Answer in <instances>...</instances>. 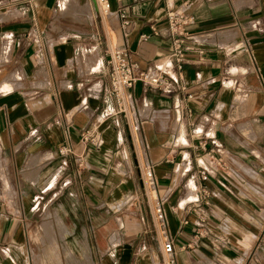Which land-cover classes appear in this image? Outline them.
I'll use <instances>...</instances> for the list:
<instances>
[{
    "label": "crops",
    "instance_id": "obj_1",
    "mask_svg": "<svg viewBox=\"0 0 264 264\" xmlns=\"http://www.w3.org/2000/svg\"><path fill=\"white\" fill-rule=\"evenodd\" d=\"M96 1L0 0L8 6L0 9V264H30L36 210L45 202L61 210L64 192L106 209L100 224L111 207L135 210L116 232L91 220L86 240L101 244L81 254L90 264H166L156 200L174 264H264V0H107L106 14ZM70 5L82 12L68 13ZM167 8L195 19L189 30L201 52L188 51L181 72L169 56ZM114 46L131 50L137 70H161L170 90L137 83L126 113L105 116L116 110L105 64ZM86 128L99 132L98 148L79 141ZM200 138L224 164L205 180L198 171L211 146L202 151ZM64 144L80 168L57 155Z\"/></svg>",
    "mask_w": 264,
    "mask_h": 264
},
{
    "label": "built area",
    "instance_id": "obj_2",
    "mask_svg": "<svg viewBox=\"0 0 264 264\" xmlns=\"http://www.w3.org/2000/svg\"><path fill=\"white\" fill-rule=\"evenodd\" d=\"M97 2L101 5L104 13L109 11V3L107 0H97ZM118 16L120 19V31L123 36H126L129 26V19L126 14V10L121 9L118 11ZM165 20L171 39L169 56L174 62L177 71L181 72L182 65L185 61V54L192 50H196L198 53L201 52V50L194 47L193 36L189 30L190 26L195 22V19L191 14L186 12L185 8H167L165 10ZM152 33H156L155 28H152ZM139 38L141 40H146L148 38V34H141ZM131 56V50L125 46H114L108 52L105 64L108 68L109 94L115 100L116 110L114 113H104L105 116L119 114L124 115L126 113L127 109L131 106V104H133L134 99L130 90L133 89L137 83L142 84L144 87L159 90L165 93L170 90L168 87L170 80L161 70H137V65L132 60ZM172 80L177 82L174 79ZM180 89L183 90L184 87L181 86ZM79 141L83 145L89 144L95 148H98L101 145L100 134L96 129L86 128L81 130L79 134ZM198 146L202 149V151L205 150L207 146H211L206 152L208 155V162L206 166H200L198 171L200 178L205 180L209 169L218 170L219 168L224 167V164L221 158L214 154V147L212 144L208 145L205 140L200 138L198 140ZM57 155L62 158L72 156L75 162H77L78 168L82 166L81 156L75 154L71 145H60L57 148ZM197 155L200 156L201 154ZM65 164L66 161L63 162V166ZM144 176L148 187L154 190L156 181L152 166L148 165L145 167ZM153 211L154 220L163 237V262L166 264H174L175 251L173 240L166 231L165 212L160 200H156Z\"/></svg>",
    "mask_w": 264,
    "mask_h": 264
},
{
    "label": "rangeland",
    "instance_id": "obj_3",
    "mask_svg": "<svg viewBox=\"0 0 264 264\" xmlns=\"http://www.w3.org/2000/svg\"><path fill=\"white\" fill-rule=\"evenodd\" d=\"M97 6L102 14H106L103 12L98 2ZM3 8L6 9L8 6L0 3V9ZM76 8L77 7L70 5L67 12L71 14L82 12L77 11ZM89 9L91 11L93 7L91 6ZM83 10L87 11L88 9L84 7ZM91 16L90 12L82 15V17H87V19L91 18ZM110 34L113 44H115L116 37L113 32H110ZM65 183L66 182L63 181L61 186H64ZM149 194L150 197L155 198L153 189H149ZM83 196L84 193L82 195H76L75 197L74 194L72 196L64 192L62 194V200H64L67 206L63 203L61 210L59 208L58 210L55 209L53 204L50 206L47 205V202L41 204L36 210V220L33 229L38 233L37 237L39 239L31 243V248L29 249L31 254L30 264H90L92 257L81 256V254L85 252L89 253V249L96 248L97 244H101V242L96 243L94 240H86L87 236L89 238V234H93L91 220L94 222V227H96V223H99L97 227L100 229L104 226L103 231H107V228H109L110 232H116L120 227L131 226L135 212L133 207H111V209H109V222L100 224L103 220L102 211L106 209L97 207L91 208L90 204L86 206L82 201ZM48 199L49 198H45L44 201ZM57 213L60 214V216ZM91 214L93 215V219L91 218ZM71 221L74 223L72 230H70V225L68 224ZM71 232L76 236L75 240L66 236V234Z\"/></svg>",
    "mask_w": 264,
    "mask_h": 264
},
{
    "label": "bare ground",
    "instance_id": "obj_4",
    "mask_svg": "<svg viewBox=\"0 0 264 264\" xmlns=\"http://www.w3.org/2000/svg\"><path fill=\"white\" fill-rule=\"evenodd\" d=\"M97 2V1H96ZM64 4H66V3H64ZM58 6H59V4H58ZM154 195H155V192H154Z\"/></svg>",
    "mask_w": 264,
    "mask_h": 264
}]
</instances>
